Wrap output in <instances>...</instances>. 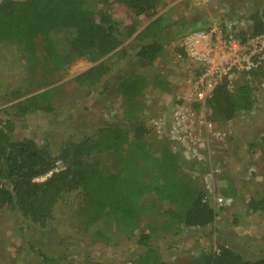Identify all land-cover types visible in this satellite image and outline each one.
Masks as SVG:
<instances>
[{"label":"trees","instance_id":"trees-1","mask_svg":"<svg viewBox=\"0 0 264 264\" xmlns=\"http://www.w3.org/2000/svg\"><path fill=\"white\" fill-rule=\"evenodd\" d=\"M158 1L117 0L120 8L136 15H150ZM101 2L0 0V42H15L29 48L36 39H42L44 51L56 67L83 57L97 61L117 49L119 59L130 56L126 61L130 72L113 81L115 92L127 101V110L122 121L100 131V137L84 135L79 141L67 140L56 154L47 144L40 145L33 138L17 139L13 119L0 114V209L11 206L22 218L45 227L53 218L59 197L77 192L84 201L86 234L103 241L131 239L137 235L136 244L141 250L133 263L153 264L158 258V246L153 242V233L141 230L143 216H158L160 221L154 232L205 228L215 222L217 206L222 207L227 199L231 201L238 194L234 183L225 178L226 185L218 189L222 201L217 205L209 202L196 181L183 176L176 149L158 141L155 131L143 118L150 85L147 75L138 67L142 64L154 68L167 43L208 29L212 25L211 15L198 9L169 24L158 17L137 31L131 24H117L110 11L101 9ZM249 18L253 20L250 33L264 34V16L255 13ZM245 34L242 30L240 35ZM177 50L181 56H187L182 47ZM107 63L101 62L78 75L75 81L79 87L96 86L112 69ZM199 71L197 66L196 73ZM154 79L156 86L169 89L160 78L154 76ZM263 84L264 61L258 68L239 75L232 87L226 82L218 85L206 101L212 117L230 122L252 112L257 90ZM108 90V86L103 88L105 92ZM53 104L51 90H45L14 106L25 115L51 113ZM260 141L264 157V137ZM57 161L65 167L54 171ZM153 166L157 170H152ZM50 172L46 180H36ZM148 172L151 173L148 175ZM148 176L150 181L146 179ZM248 209L264 211V199H250ZM117 220L123 225L120 229L116 228ZM238 223L234 221V225ZM216 244L217 248L203 250L189 264H264V254L246 257L236 242L227 237H218ZM44 264L59 262L46 257Z\"/></svg>","mask_w":264,"mask_h":264},{"label":"rangeland","instance_id":"rangeland-1","mask_svg":"<svg viewBox=\"0 0 264 264\" xmlns=\"http://www.w3.org/2000/svg\"><path fill=\"white\" fill-rule=\"evenodd\" d=\"M100 7L110 11L117 24H131L137 31L154 18L161 17L169 24L181 15H192L202 9L211 15V23L218 28L230 19H238L241 21L239 29L250 33L253 25L250 15L264 16V0H159L150 15L123 10L117 0H102ZM186 36L167 43L154 68L142 64L138 67L147 75L150 85L143 118L152 129L159 118L166 120L168 128L169 113L178 104L190 107L191 81L197 75V66L177 50ZM117 50L97 61L83 57L56 67L46 55L42 39H36L29 48L15 42H0V114L13 119L17 139L33 138L58 154L67 140L79 141L84 135L97 138L101 136L100 131L121 122L127 101L115 92L113 81L130 72L126 64L130 56L119 59ZM106 61L112 65L106 77L90 89L80 88L76 77ZM154 76L169 89L156 86ZM107 86L109 90L103 91ZM45 90H51L53 95L51 113L23 115L15 108L14 103ZM192 108L194 114L186 119V139L175 143L163 132H155L156 138L176 149L183 176L196 181L209 202L220 203L218 189L226 185L225 178L234 183L238 194L231 201L227 199L222 207L217 206L215 222L205 228L154 232L160 221L158 216H143L140 228L153 233V242L158 246V258L153 264H189L203 250L217 248L216 240L220 236L236 242L246 257L264 254V211L248 209L250 199H264V157L260 146V138L264 137V84L257 90L253 111L233 121L214 119L207 102ZM64 167L63 162L57 161L54 171ZM152 170L157 169L153 166ZM50 174L36 180L44 181ZM146 179L150 181V176ZM83 205L80 194L65 193L56 202L53 218L45 227L22 218L11 206L2 207L0 264H44L46 257L56 259L59 264H134L141 250L136 244L137 235L131 239L103 241L86 234ZM236 220L238 225H234ZM116 222V228L120 229L123 225Z\"/></svg>","mask_w":264,"mask_h":264},{"label":"built area","instance_id":"built-area-1","mask_svg":"<svg viewBox=\"0 0 264 264\" xmlns=\"http://www.w3.org/2000/svg\"><path fill=\"white\" fill-rule=\"evenodd\" d=\"M240 25V20L230 19L223 27L218 28L212 24L208 29L187 34L180 46L187 57L200 68L191 81L190 107L178 104L179 107L169 113L168 128L165 127L164 118L154 121L152 127L156 133L163 132L169 141L182 142L186 139V119L194 114L193 106L196 109L205 105L218 85L226 82L232 87L239 75L256 69L263 63L264 34L246 33L241 36ZM217 200L221 202L222 198Z\"/></svg>","mask_w":264,"mask_h":264}]
</instances>
